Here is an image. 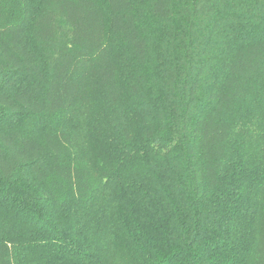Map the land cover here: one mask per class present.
Masks as SVG:
<instances>
[{"label":"trees","instance_id":"obj_1","mask_svg":"<svg viewBox=\"0 0 264 264\" xmlns=\"http://www.w3.org/2000/svg\"><path fill=\"white\" fill-rule=\"evenodd\" d=\"M102 2L0 0V264H264V0Z\"/></svg>","mask_w":264,"mask_h":264},{"label":"rangeland","instance_id":"obj_2","mask_svg":"<svg viewBox=\"0 0 264 264\" xmlns=\"http://www.w3.org/2000/svg\"><path fill=\"white\" fill-rule=\"evenodd\" d=\"M101 3H103L102 0H101ZM105 9H106V8H105Z\"/></svg>","mask_w":264,"mask_h":264}]
</instances>
